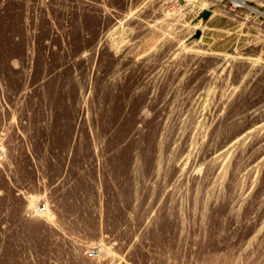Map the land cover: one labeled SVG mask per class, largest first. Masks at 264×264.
I'll list each match as a JSON object with an SVG mask.
<instances>
[{
  "label": "rangeland",
  "instance_id": "374dc122",
  "mask_svg": "<svg viewBox=\"0 0 264 264\" xmlns=\"http://www.w3.org/2000/svg\"><path fill=\"white\" fill-rule=\"evenodd\" d=\"M263 13L0 0V264H264Z\"/></svg>",
  "mask_w": 264,
  "mask_h": 264
},
{
  "label": "built area",
  "instance_id": "2783aa9c",
  "mask_svg": "<svg viewBox=\"0 0 264 264\" xmlns=\"http://www.w3.org/2000/svg\"><path fill=\"white\" fill-rule=\"evenodd\" d=\"M178 1H181V0H178ZM192 1H200V0H192ZM229 5H230V10L236 12L240 9L249 7V0H229ZM46 208H47L46 204L44 203L43 205L39 207L40 211H45ZM91 254L96 255L95 251H93Z\"/></svg>",
  "mask_w": 264,
  "mask_h": 264
},
{
  "label": "bare ground",
  "instance_id": "6f19581e",
  "mask_svg": "<svg viewBox=\"0 0 264 264\" xmlns=\"http://www.w3.org/2000/svg\"><path fill=\"white\" fill-rule=\"evenodd\" d=\"M202 1V0H201ZM249 8L255 12H259V13H263L262 11H260L259 9H256L255 7L249 6ZM264 14V13H263Z\"/></svg>",
  "mask_w": 264,
  "mask_h": 264
},
{
  "label": "water",
  "instance_id": "95a60500",
  "mask_svg": "<svg viewBox=\"0 0 264 264\" xmlns=\"http://www.w3.org/2000/svg\"><path fill=\"white\" fill-rule=\"evenodd\" d=\"M204 15H209V11H206V12L204 13Z\"/></svg>",
  "mask_w": 264,
  "mask_h": 264
},
{
  "label": "crops",
  "instance_id": "0c3cea01",
  "mask_svg": "<svg viewBox=\"0 0 264 264\" xmlns=\"http://www.w3.org/2000/svg\"><path fill=\"white\" fill-rule=\"evenodd\" d=\"M253 11V10H252ZM253 12H255V11H253Z\"/></svg>",
  "mask_w": 264,
  "mask_h": 264
}]
</instances>
